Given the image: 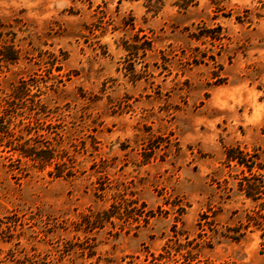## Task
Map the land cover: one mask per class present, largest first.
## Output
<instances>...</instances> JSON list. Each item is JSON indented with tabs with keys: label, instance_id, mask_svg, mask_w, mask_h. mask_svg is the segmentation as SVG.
Segmentation results:
<instances>
[{
	"label": "rangeland",
	"instance_id": "obj_1",
	"mask_svg": "<svg viewBox=\"0 0 264 264\" xmlns=\"http://www.w3.org/2000/svg\"><path fill=\"white\" fill-rule=\"evenodd\" d=\"M0 264H264V0H0Z\"/></svg>",
	"mask_w": 264,
	"mask_h": 264
}]
</instances>
